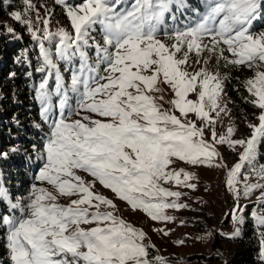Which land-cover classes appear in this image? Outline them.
<instances>
[{"label":"rangeland","instance_id":"rangeland-1","mask_svg":"<svg viewBox=\"0 0 264 264\" xmlns=\"http://www.w3.org/2000/svg\"><path fill=\"white\" fill-rule=\"evenodd\" d=\"M48 1L62 11L19 1L0 21L81 70L70 87L56 83L68 102L45 145L33 215L9 233L12 264H228L245 213L264 224V27L243 33L264 0L242 27L229 16L234 36L210 27L219 14L175 24L178 0ZM231 62L251 72L259 108L248 121L235 120L224 91ZM20 169L2 171L5 184ZM261 248L264 264L263 235Z\"/></svg>","mask_w":264,"mask_h":264},{"label":"trees","instance_id":"trees-1","mask_svg":"<svg viewBox=\"0 0 264 264\" xmlns=\"http://www.w3.org/2000/svg\"><path fill=\"white\" fill-rule=\"evenodd\" d=\"M19 1L28 0H0V21L4 20L5 9L12 6V3H17L13 9L20 11L23 6L18 4ZM36 2H41L44 7L54 11L63 9L55 1ZM258 2L259 0H178L179 8L173 7L171 11L177 25L182 24V20L186 19L187 23L190 20L194 22L199 17L208 18L205 21L211 23L219 14V20L210 27H217L224 36H234V25L228 16L239 17ZM259 10L261 17L259 15L253 25H247L243 30L246 36L252 37L262 31L260 27H264V7ZM26 29H18L17 26L14 28L6 22L0 23V264H12L10 230L16 229L33 215V186L45 162L42 159L45 156V145L62 111L61 106L68 102L64 97L61 104L62 88L57 87L56 83L64 82L70 87L72 74L81 72L72 64L73 60L66 61L64 56L61 61L56 56L58 51L50 52L49 43L32 41L27 36ZM98 42L104 44V37H100ZM47 53L53 54L52 63L64 74L63 77L57 71V77L54 76L56 74L48 67ZM87 53L94 68L99 64L104 65V54L94 48H89ZM221 74L235 120L248 121L259 108L249 92L251 72L231 62L224 66ZM78 87L80 92L74 90L70 93L73 96L69 102L80 98L82 88ZM18 134H21V138L16 141L14 135ZM260 147L262 152L258 161L264 163V136ZM16 166L21 167V178L14 180L12 188L8 183L5 184L2 171L9 172V169ZM4 176L8 177V174ZM244 216L243 231L240 236L229 241L235 248L228 264H261V235L264 236V224L258 228L251 211H247Z\"/></svg>","mask_w":264,"mask_h":264},{"label":"bare ground","instance_id":"bare-ground-1","mask_svg":"<svg viewBox=\"0 0 264 264\" xmlns=\"http://www.w3.org/2000/svg\"><path fill=\"white\" fill-rule=\"evenodd\" d=\"M243 22H244V20H243ZM243 22H240V24H239V25L241 26V24H242Z\"/></svg>","mask_w":264,"mask_h":264}]
</instances>
